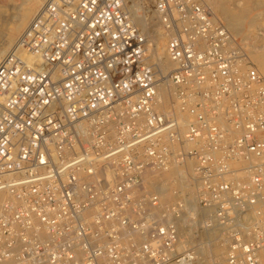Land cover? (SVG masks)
I'll use <instances>...</instances> for the list:
<instances>
[{"label":"built area","instance_id":"1","mask_svg":"<svg viewBox=\"0 0 264 264\" xmlns=\"http://www.w3.org/2000/svg\"><path fill=\"white\" fill-rule=\"evenodd\" d=\"M152 10L164 75L125 0H45L0 59V264H194L193 208L264 264V76L202 0ZM173 167L193 200H162Z\"/></svg>","mask_w":264,"mask_h":264},{"label":"bare ground","instance_id":"2","mask_svg":"<svg viewBox=\"0 0 264 264\" xmlns=\"http://www.w3.org/2000/svg\"><path fill=\"white\" fill-rule=\"evenodd\" d=\"M126 1V8L127 11L129 12L132 20L134 23L137 25V27L143 32V34L147 38V62L150 63L151 65L156 66L158 70L159 75H164L168 69L171 66L170 61L167 59L166 56V51H165V38L158 26L156 16L151 8V2L152 0H125ZM127 1L129 2L127 3ZM221 1L222 0H202L203 3L208 5L212 11V13L217 17V15H221L223 18V21L225 22L226 26L230 30V32L233 34L234 37L240 36L241 39L240 41H243L246 39L248 35H250L252 29V18L247 17V10H246V5H240L241 7L239 8L238 5L235 4L236 1H234V6L231 9H225L224 7L221 6ZM249 0H244V2H248ZM239 2V1H238ZM241 2V0H240ZM242 3V2H241ZM43 4V0H30L28 7H26L23 12L25 13L23 16L21 15L22 19L19 21L17 20L18 23H16L15 27H10V31L8 32L9 29H7L6 32L7 35L4 32V35H6V38H1L4 39L2 44L7 45L8 43L11 44V42L18 36V34L21 32L22 28L24 29V25L27 20H29L30 16L39 8H41ZM135 5H138L139 8L143 10V14L138 15L135 12ZM252 8V7H251ZM138 8H136L137 10ZM22 12V13H23ZM36 13V12H35ZM244 21L247 24V27L244 26ZM21 22V23H20ZM26 28V27H25ZM264 32V31H263ZM259 34V33H258ZM261 36V34H259ZM259 36V38H260ZM3 37V36H2ZM263 35L261 36V40H263ZM15 42V41H14ZM12 46V45H9ZM8 46V47H9ZM245 46V45H244ZM249 46L252 48L249 50ZM5 46V48H8ZM257 46L253 44H248L246 45V49L248 52V56L250 60L254 63V66L256 67L257 71L264 76V46ZM3 56V52L0 51V58ZM158 94L160 97V104L158 106L159 110H166L171 108L174 105L175 100L171 96V89L168 86L167 81L161 82L159 88H158ZM189 166L188 168H190ZM184 169L180 167H173L170 170L158 174L154 179L160 182L161 186V197L162 200L165 202H168L169 198V193H168V185L171 191V194L174 196V191L178 190L182 192L188 200H193L194 198V193L192 192L191 188V183L188 182L185 179L184 175ZM150 176V175H148ZM172 183V184H170ZM174 190V191H173ZM173 191V192H172ZM4 197L3 193H0V201ZM195 210V208H194ZM190 216H193V213L191 211L189 212ZM195 224L198 223L197 219L194 218L193 221ZM204 223V222H203ZM185 227V216L183 217L182 222L180 223V232L182 234L183 238V245H188L192 244L194 246H198L196 249L195 253L197 255L196 262L194 264H201L202 258H198L199 254L203 252L211 253L214 257L215 260H218L220 258V255L222 254V242L225 244L226 240L223 238L222 241H219L218 243L213 242L215 239L210 238L209 236L207 237H201L199 236H194L193 234L189 233L187 236L183 234L184 228ZM204 229V228H203ZM209 229V228H208ZM214 229V228H213ZM206 230V229H205ZM210 230V229H209ZM216 230V229H214ZM188 231V230H187ZM204 231V230H203ZM213 231V230H212ZM211 231V232H212ZM207 232V230H206ZM205 232V233H206ZM204 233V235H205ZM209 233V232H208ZM213 233V232H212ZM223 234V233H222ZM203 235V236H204ZM213 237V236H212ZM225 237V236H224ZM215 243V244H214ZM225 249V248H224ZM225 254V253H224ZM205 260H203L204 262ZM220 263V262H219Z\"/></svg>","mask_w":264,"mask_h":264},{"label":"rangeland","instance_id":"3","mask_svg":"<svg viewBox=\"0 0 264 264\" xmlns=\"http://www.w3.org/2000/svg\"><path fill=\"white\" fill-rule=\"evenodd\" d=\"M137 2V0H134ZM239 6V8L242 5H246V10H247V17L252 18V29H250L251 33L250 35H248L246 37V39H244L243 41H241L245 47L246 45L248 46V44H253L257 45V46H261V48H263L262 46H264V37L263 40H261V36H264V0H249L248 2H244V0H222L221 1V6L224 7L225 9H231L235 4ZM239 1V2H238ZM30 0H0V51L3 52V56L7 53V51L11 48V46L9 45H13L14 41L17 39V37L20 35V33L25 29V27H27L28 23L31 21L32 17L35 15V12H37L39 10V8L30 16L29 20H27L28 22H26V24L24 25V29L22 28L21 32L18 34V36H16V38L11 42V44H7L4 45L2 44L4 39L1 38H6L5 36L7 35V33L10 31V27H15L19 22H17V20L19 19V21H21L22 17L25 13L23 12V9L26 10L25 8L28 7ZM45 0H43V4H44ZM129 1H127L128 3ZM42 4V5H43ZM130 4V2H129ZM241 5V6H240ZM135 13L138 15L143 14V10L141 8H139L138 5H135ZM252 7V8H251ZM136 8H138L136 10ZM151 8H152V2H151ZM23 12V13H22ZM21 14V15H20ZM218 18H220L221 20H223L221 15H217ZM21 23V22H20ZM13 24V25H12ZM16 24V25H15ZM12 25V26H11ZM244 26L247 27V24L244 21ZM8 30V32H6ZM4 32L6 35H4ZM261 34V36L259 34ZM3 36V37H2ZM260 36V38H259ZM238 40L241 39L240 36L236 37ZM5 46H9L8 48H5ZM252 48V46H249V50ZM2 56V57H3ZM1 57V58H2ZM0 58V59H1ZM254 64V63H253ZM172 184V183H170ZM169 185H168V193H169V198H168V202H171L175 196H173L171 194ZM174 191V190H173ZM172 191V192H173ZM191 213H193V216H190V214L188 213L185 217V229L183 231V234L185 236H187V234L191 233L194 236H201L202 234L205 235L201 236V237H206L208 234L211 235L212 239H215L213 242L218 243L219 241H222L223 238L225 239V235H223L221 229H219L218 227H215L214 230L213 228H209L206 227V225L203 223V215L202 212L199 208H196L194 210L191 209L190 210ZM189 211V212H190ZM194 218L197 219V221H199L198 223H194ZM204 228V229H203ZM206 229V230H205ZM188 230V231H187ZM204 230V231H203ZM213 230V231H212ZM213 233H212V232ZM209 232V233H208ZM210 235L209 238H210ZM207 236V237H208ZM213 236V237H212ZM215 244V243H214ZM222 244V254L220 255V258L218 260H215V257L210 253L207 252H203L201 254H199L198 258H202L201 260V264H223L224 263V257H225V250H226V243L224 244L223 242ZM194 251H196V249L198 248V246H194L192 244H188ZM225 248V249H224ZM198 255V254H196ZM203 260H205L203 262ZM220 262V263H219Z\"/></svg>","mask_w":264,"mask_h":264}]
</instances>
